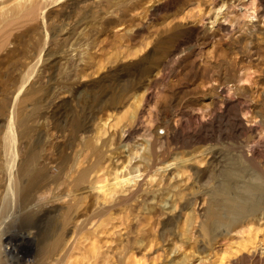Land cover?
I'll list each match as a JSON object with an SVG mask.
<instances>
[{
    "label": "rangeland",
    "instance_id": "374dc122",
    "mask_svg": "<svg viewBox=\"0 0 264 264\" xmlns=\"http://www.w3.org/2000/svg\"><path fill=\"white\" fill-rule=\"evenodd\" d=\"M168 119L182 138L166 140ZM11 153L34 175L9 173ZM232 161L233 184L264 192V0H0L3 246L26 234L68 242L73 264H264V194L244 242L209 216H227Z\"/></svg>",
    "mask_w": 264,
    "mask_h": 264
},
{
    "label": "bare ground",
    "instance_id": "6f19581e",
    "mask_svg": "<svg viewBox=\"0 0 264 264\" xmlns=\"http://www.w3.org/2000/svg\"><path fill=\"white\" fill-rule=\"evenodd\" d=\"M1 1H6V0H1ZM30 1L33 2V4H34L36 0H30ZM30 7H31V10L29 9V11L32 13L33 11H35L34 8L35 9L37 8V5L33 8V5L30 4ZM32 8H33V11H32ZM17 9L20 10L21 6H19ZM30 12H28V13L30 14ZM219 16H220V10L216 13V18H218ZM233 89L235 91H240V90L243 91V90H246L248 88H242L241 89V88H239L237 86H233ZM213 91L215 92V89L212 87V92ZM239 96H240V94H239ZM223 99L224 98H222L221 95H217V94H214V95L213 94L212 95H210V94L206 95L205 94L204 96L202 95V96L199 97V100L202 101V103L206 102V106H208V107H210V106L211 107H216L219 104L224 103ZM176 116H177V114L175 115V117ZM171 117L173 118L174 116L171 115L170 118ZM9 126H11V125H9ZM163 127L166 129V132L164 133V137L166 138L167 141H169L170 139H180V138H182V136L180 137V133L178 131V128L173 126L172 121L170 119L163 121ZM151 135H152L151 133L149 135H147L148 137H150V140H149L150 142L153 139V136H151ZM155 139H156V137H155ZM7 140H8L9 146H11L10 147V149H11L13 147L14 140H15L13 135H12V133H9V138H7ZM190 141H192V140H190ZM151 152L153 153V150ZM10 155H12L11 159L8 160V163L6 164L7 165L6 169H8L9 173L14 174L13 172H17L18 171V173H21V176H28V177H29L30 173L33 174V172H32L33 171V167L31 168V167H28V166H26L24 164L19 165L20 167H18L16 165L17 161L20 159L18 157L19 159L16 161L18 154L11 153ZM130 162H131V160L129 161V163ZM37 166H39V164ZM150 166L151 165L148 164V167H150ZM236 166H237L236 163L232 161L231 166L229 165L227 167L226 172L224 173V175H225L224 177H225L226 181H224L225 183L222 182L226 186L223 185V187L224 186L225 187L222 190H220L219 193L217 194V196L219 198H221V200H227L228 201L227 206H226V214H227V216L224 217L221 214V210L220 209H218V211L212 210L210 212L209 216H210V219L213 221L212 225H215V224L216 225H220V224H225V225L228 224L229 225L230 222H232V224H230L231 226L233 225L232 228H231V231L234 232L242 240V242H244L243 240H244L245 236H249L247 238L251 237L250 235L252 234L254 225L257 222V220L255 219V215H257L258 213H254V214L250 213L249 214V212L251 210H253V208H254V200H260V198H262L264 192L261 189H256V186H254L253 183L250 182V181H248V182L244 181L243 182V187H241V188H239L236 185L237 183L233 184L232 183L233 180L243 179V173H244L243 169L241 170L239 168H236ZM17 174H16V177H17ZM247 175L248 174H246V176ZM139 177H141V176H139ZM31 179H32V177H31ZM85 179H86V175L82 174L79 177V179H77V180H78L79 183H84ZM228 179H232V180L229 182ZM33 180L34 181H32L30 186H29L30 188L27 187V191L34 190L35 186L36 185L38 186V184H40L44 180V177H43L42 174L36 173L35 174V178ZM239 184H241V183H239ZM8 186H9V188L6 191L7 192V196H10V197H12V200L13 199L15 200L16 192H17L16 191L17 185H16L15 182H11V184L8 185ZM98 190H99V192H101L104 195L105 200H108V198H111V195L113 194L111 192L112 190L111 189H107L106 186H104V185L102 187L99 186ZM215 191L216 190H213V192H210L211 193L210 194V200H216L215 199V195H216L217 191L216 192ZM139 194H140V191L138 189L129 192L127 202L130 201V200H134L135 198H137V196ZM125 204H127V203H125ZM25 214H26V212H25ZM30 218L31 217H26V220L30 221ZM230 225H229V227H231ZM14 227H15V225H14ZM19 235H20V233H19ZM2 236H3V234L0 235V237L3 239L4 237H2ZM12 237L17 238L16 236L12 235L10 239H12ZM8 239H9V237H8ZM19 239H20V243H18L16 245H10V246L8 245V246H6V244H5V246H6L5 247V246H3L4 243L3 244L0 243V245H2V246H0V264H73V262H72V259H73L72 250L73 249L71 247H69V243L68 242H65V243L63 242L62 243V241L61 242L57 241L54 244L51 243V244H48V245H41L40 242L35 241L33 237L26 236V234L20 235ZM140 243H143V242H140ZM247 246L248 245L246 244V247ZM23 247H27V251L25 253L21 252V249ZM240 247L241 248L243 247V243L240 244ZM242 249H244V248H242ZM93 253H95V252H93ZM259 258H260V260H263L264 257L260 256ZM255 259H256L255 255H252V256L248 255L247 257L245 255L244 257L241 258V263H247L249 261L251 262L252 260H255ZM135 262H136V264H138L137 261H135ZM104 264H111V262L109 260H105ZM139 264H142L141 261H140Z\"/></svg>",
    "mask_w": 264,
    "mask_h": 264
},
{
    "label": "built area",
    "instance_id": "2783aa9c",
    "mask_svg": "<svg viewBox=\"0 0 264 264\" xmlns=\"http://www.w3.org/2000/svg\"><path fill=\"white\" fill-rule=\"evenodd\" d=\"M162 135V134H161ZM164 135V134H163Z\"/></svg>",
    "mask_w": 264,
    "mask_h": 264
}]
</instances>
